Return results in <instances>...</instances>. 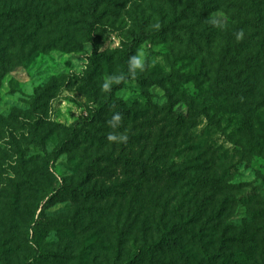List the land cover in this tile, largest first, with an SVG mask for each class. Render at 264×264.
<instances>
[{
    "label": "rangeland",
    "instance_id": "rangeland-1",
    "mask_svg": "<svg viewBox=\"0 0 264 264\" xmlns=\"http://www.w3.org/2000/svg\"><path fill=\"white\" fill-rule=\"evenodd\" d=\"M76 1L3 0L7 9H30L45 19L36 35L19 20L10 27L17 37L5 34L0 43L7 49L0 81V264H21L26 255L40 264L32 245L23 249L32 216L38 222L29 237L63 254L53 264H111L196 204L198 226L206 219L216 226L203 229L207 238L225 230L232 252L244 250L248 264H264V0L104 2L87 19L91 42L67 51V37L82 40L75 29L82 22L67 11ZM168 23L166 36L137 49L145 70L114 91L128 109L118 127L109 125L115 114H105L85 129L88 142L60 147L71 124L93 106L83 82L102 91L120 72L111 61L91 73L94 45L116 55L129 32ZM171 71L180 74L173 85L162 78ZM219 72L228 78L219 79ZM34 123L47 155L57 151L49 168L30 136ZM109 134L127 140L109 141ZM29 181L57 183L64 201L39 212L43 202Z\"/></svg>",
    "mask_w": 264,
    "mask_h": 264
},
{
    "label": "trees",
    "instance_id": "trees-1",
    "mask_svg": "<svg viewBox=\"0 0 264 264\" xmlns=\"http://www.w3.org/2000/svg\"><path fill=\"white\" fill-rule=\"evenodd\" d=\"M111 2L112 0H80L70 4L67 7V11L72 16H77L82 22L81 26H75L78 30V35L82 39L81 42L74 38L67 37L63 42V46L66 47L67 51H77L80 49L83 41L91 42L92 40V19L99 13L100 7L104 2ZM3 0H0V43H3L5 34L9 36L17 37L16 28L13 30L10 28L13 24L19 22L23 23L24 29H30L34 35L38 31L43 29L44 15L35 13L32 10L21 9H7ZM202 9L206 10L205 6ZM253 9V8H251ZM252 11V10H251ZM19 12H23L19 13ZM195 16L194 10L190 11ZM203 13V14H202ZM195 17L197 21L202 20L204 12ZM208 13V12H207ZM22 15V18H20ZM9 25H6V22ZM76 24L77 22L74 21ZM170 23V22H169ZM168 24H161L152 27H139L134 31L129 32L123 43L121 49L116 55L106 54L98 51V47L94 45L93 52L90 56V70L91 73H96L98 64L100 62L108 63L114 61L120 72L117 77L122 79L117 83L113 82L110 90L106 91L102 88L95 89L89 81H84L81 85L82 90L88 94L93 106L90 107L89 115L83 118L76 119L69 127L68 137L61 144L60 147H65L67 143L80 145L89 141V134L85 131L96 119L101 118L103 115L112 113H119L120 116L128 114L126 108V102L115 96L114 91L121 87L123 80L128 79L132 74L129 72V59L133 55H136L138 47L145 41L166 36L171 30V26ZM23 43L27 42L23 36L20 37ZM226 42L229 45L230 37H226ZM237 43L234 45L236 46ZM7 49L6 46H0V81L2 76L5 74V58ZM180 76L178 72L171 71L163 75V80L167 81L170 85L175 83V80ZM135 77H138L135 75ZM182 77V76H181ZM186 77L183 76V79ZM219 79L228 78L226 72H219ZM29 133L32 141L37 145L38 149L45 153L44 165L49 168L50 163L55 158L57 151H53L47 155V149L44 143V136L39 133L38 126L36 123L29 125ZM90 143L91 140H90ZM137 165H141L140 162L149 164L144 161H140L136 158L130 159ZM150 168L161 173H167L168 175L173 174L170 167H166L160 163H150ZM32 188L37 190L40 194L39 200L43 202L41 207L37 210L41 212L44 208L50 207L60 201H64L65 193L63 187L58 186L57 183H53L46 187H41L35 182H30ZM81 194L86 195L88 192L82 188H78ZM190 212L185 218H180L177 222L163 225L157 231V236L150 241H144L141 243L136 251L133 252L128 258L123 259L120 263L118 259L114 260L111 264H248L251 261L247 257V253L244 250L234 253L232 252L229 242L230 239L226 236V231L222 230L217 239L207 238L203 229L216 230L215 225L209 226V219L203 221L202 226H198L201 217V208L199 204ZM37 217L32 216L29 221V229L27 231L26 241L27 244H23V249L32 245V249L36 252V259L40 264H53L58 258L62 257V253L46 249L41 243L33 241V237H29V230H34L35 224H37ZM205 223L208 226H204ZM217 241V245L215 242ZM164 254L171 255L169 260L164 258ZM21 264H34L33 259L26 255ZM257 264V263H254Z\"/></svg>",
    "mask_w": 264,
    "mask_h": 264
},
{
    "label": "clouds",
    "instance_id": "clouds-1",
    "mask_svg": "<svg viewBox=\"0 0 264 264\" xmlns=\"http://www.w3.org/2000/svg\"><path fill=\"white\" fill-rule=\"evenodd\" d=\"M213 25H219V22L216 21V20H213L212 21ZM243 32H238L236 34V38L239 40V39H242L243 38ZM145 64H146V61H145V57H144V54L141 53L139 55H133L132 57H130L129 59V72L135 76L137 74V72H143L145 70ZM122 79V77H109L108 80H106L102 87L104 90L108 91L110 90L111 88V85L113 82H119L120 80ZM121 121V116L119 113L115 114L113 117H112V120L109 121V125L112 127V128H116L118 127L119 123ZM108 139L109 141H117L118 139L120 141H126L127 140V137L126 136H120V137H117L116 135L114 134H109L108 136Z\"/></svg>",
    "mask_w": 264,
    "mask_h": 264
}]
</instances>
